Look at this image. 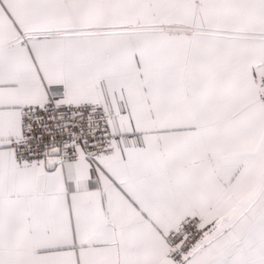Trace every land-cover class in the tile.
I'll use <instances>...</instances> for the list:
<instances>
[{
    "label": "snow or ice",
    "instance_id": "6c2138e0",
    "mask_svg": "<svg viewBox=\"0 0 264 264\" xmlns=\"http://www.w3.org/2000/svg\"><path fill=\"white\" fill-rule=\"evenodd\" d=\"M0 264H264V0H0Z\"/></svg>",
    "mask_w": 264,
    "mask_h": 264
}]
</instances>
